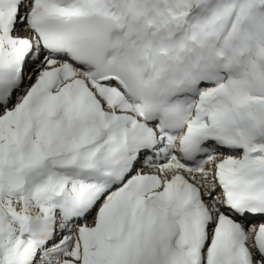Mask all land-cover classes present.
<instances>
[{
	"label": "snow or ice",
	"instance_id": "obj_1",
	"mask_svg": "<svg viewBox=\"0 0 264 264\" xmlns=\"http://www.w3.org/2000/svg\"><path fill=\"white\" fill-rule=\"evenodd\" d=\"M0 264H264V0H0Z\"/></svg>",
	"mask_w": 264,
	"mask_h": 264
}]
</instances>
